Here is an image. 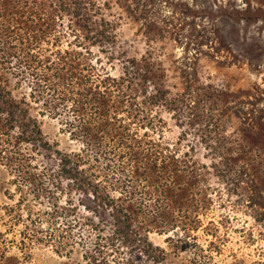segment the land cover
<instances>
[{
	"label": "rangeland",
	"instance_id": "obj_1",
	"mask_svg": "<svg viewBox=\"0 0 264 264\" xmlns=\"http://www.w3.org/2000/svg\"><path fill=\"white\" fill-rule=\"evenodd\" d=\"M88 2L101 7L92 21L79 17L73 23L68 17L67 24L84 29L89 41L96 40L90 29H106L116 53L109 56L95 46L98 65L118 80L129 105L143 88L159 93L153 104L163 110L150 129L174 125L165 134L140 130L143 140L137 143L121 124L127 105L113 104L107 139L91 152L99 180L130 211L134 236L153 246L128 251L107 222L101 232L112 246L96 247V232L86 247L80 245L79 229H57L60 222L53 218L60 214L50 210L54 205L47 196L55 183L49 182L46 198L39 199L30 183H19L18 173L0 163V264H264V221L239 201L264 194V0ZM7 14L0 23V46L6 50L5 58L0 52V82L25 101L52 145L80 153L85 145L66 127L75 116L71 102L53 115L45 106L49 96L39 100L33 94L37 78L15 69L21 58L38 64L43 56L52 65L59 56L53 42L44 43V50L23 45L22 37L34 42L33 28L24 16ZM89 54L85 63L98 61ZM2 126L9 130L11 124L1 120ZM23 149L37 153L30 143ZM38 169L45 172L47 164ZM260 211L264 215V205Z\"/></svg>",
	"mask_w": 264,
	"mask_h": 264
},
{
	"label": "trees",
	"instance_id": "obj_2",
	"mask_svg": "<svg viewBox=\"0 0 264 264\" xmlns=\"http://www.w3.org/2000/svg\"><path fill=\"white\" fill-rule=\"evenodd\" d=\"M10 2L16 4L12 3V5ZM96 5V2L89 3L88 0H55L54 3H51V0H0V23L6 22L7 12L12 11L19 18L24 16L26 22L33 28L31 31L35 36L34 42L28 43L22 37L18 41L23 45L36 48L38 46L39 49L44 50L42 47L44 43L49 45L53 42L54 46L51 48H55L59 56L53 60L52 65H46L43 56L37 57L38 64L29 58H21L17 59L15 69L21 74L37 78L38 86L33 94L39 96V100L49 96L45 106L50 108L53 115L62 112L65 104L71 102L75 116L66 121V127L85 145L80 153L75 154L66 153L52 145L44 137L36 119L30 116L29 109L24 105L25 101L17 99L13 92L0 82V121L5 120L7 125L11 124L9 130L2 129L3 126L0 127V145H3L0 150V163L18 173L16 180L19 183H30V186L34 187L35 197L39 199L46 198L47 184L55 183V188L50 190L47 196L50 198V204L54 205L50 210L60 214L57 218H53L60 222L57 229L64 233H73L79 229L82 240L77 239L80 245L86 247L88 238L96 232V247L103 249V246H112L110 240L101 232V228L110 223L114 235L118 240L124 241L122 244L128 247V251L130 249L143 251L144 248L148 250L152 248V243L142 236H134L136 229L130 211L124 207L125 204L121 205L119 199L99 180L91 152L99 150L102 141L107 139L111 129L105 127V123L110 122L112 113L115 114L113 104L127 105V112L120 117L121 124L126 135L136 139L137 143L143 140L140 130L146 129L149 133L159 131L165 134L168 130L172 131L174 125L169 123L166 129L163 127L150 129L149 122L163 110L161 106L155 107L153 104L159 93L152 92L149 87L143 88V93L138 95L139 100L136 101L135 95L129 105L128 97L120 94L118 80L112 78L109 69L98 65L101 61L97 59L99 51L94 49L95 46L101 45L103 47L101 52L113 56L116 53L115 45H112L115 39L106 32V29L96 28V30H89V34H92V38L96 40L89 41L90 39L83 32L84 29L73 25L76 23L75 18L79 17L87 19L85 22L92 21V17L97 14L95 8L98 10L101 8ZM87 8L94 13L89 15ZM68 17L73 23L67 24ZM21 27L24 28L22 23ZM70 27H73V31H70ZM29 28L24 34L26 37L30 32ZM57 29H61L64 33L57 32ZM98 40H100L99 43ZM38 41H41V44L37 43ZM0 52H3V58H5L4 47L0 46ZM85 53L87 55L90 53V58L98 61L88 65L83 59L86 57ZM44 63L45 67H43ZM140 82L142 83L143 80ZM129 86L131 87L129 84L124 87L123 91L129 89ZM112 93L115 97L108 98V95ZM120 95L121 98H118ZM109 102H111L110 105H108ZM107 107L113 108L112 112L107 111ZM16 128L18 129L17 141H14L15 134L12 130ZM9 134H11L10 139H5V136ZM25 143L34 145L37 153L26 152L23 149ZM13 144L17 148L11 150L10 146ZM88 156L89 159H86ZM41 164H47L45 172L38 169ZM256 193L257 196L254 197L248 195L247 201L246 199L239 201L243 209L251 210L256 220L263 222L264 215L260 210L264 205L262 203L264 194H260L259 191ZM66 199L72 203L70 206L66 205ZM79 203H85L87 210H93L83 211ZM132 203H134L133 200L127 205ZM90 213L91 215H88ZM51 219L52 217L49 220ZM129 261V259L126 260V262Z\"/></svg>",
	"mask_w": 264,
	"mask_h": 264
},
{
	"label": "bare ground",
	"instance_id": "obj_3",
	"mask_svg": "<svg viewBox=\"0 0 264 264\" xmlns=\"http://www.w3.org/2000/svg\"><path fill=\"white\" fill-rule=\"evenodd\" d=\"M64 1V0H63ZM50 8V7H49ZM104 25V24H103ZM114 27H115V25H114ZM56 30V29H55ZM55 35V34H54Z\"/></svg>",
	"mask_w": 264,
	"mask_h": 264
}]
</instances>
